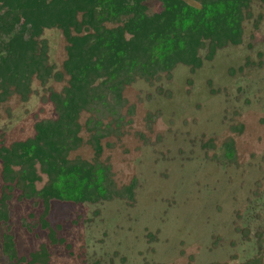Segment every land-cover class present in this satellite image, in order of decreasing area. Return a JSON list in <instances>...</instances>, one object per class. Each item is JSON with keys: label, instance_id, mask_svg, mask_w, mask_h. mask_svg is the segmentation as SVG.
Instances as JSON below:
<instances>
[{"label": "trees", "instance_id": "1", "mask_svg": "<svg viewBox=\"0 0 264 264\" xmlns=\"http://www.w3.org/2000/svg\"><path fill=\"white\" fill-rule=\"evenodd\" d=\"M149 1L0 0V108L12 97L26 102L37 80L41 102L50 103L54 111V116L34 122L32 136L9 144L0 139V252L7 264H53V247H71L62 226L49 220L55 202H135L136 181L118 183L110 157H103L105 149L121 143L133 122L136 105L124 90L137 80L153 86L170 79L179 64L194 73L219 49L244 43V23L254 17L253 4H264L157 0L159 7L150 10ZM262 19L259 13L252 21L249 45L261 37ZM50 28L61 30L65 41L60 65L49 61L43 32ZM155 91L170 96L160 85ZM159 116V110L146 112L149 133ZM243 129L235 121L219 146L212 138L202 140V146L212 150L211 159L218 164L236 163L235 137ZM134 134L150 142L145 132ZM161 138L157 133L156 139ZM80 149L91 150L92 156L73 155ZM15 203L31 206L20 217V226L47 237L27 254L17 247ZM259 227L254 233L258 250L245 264H264V224Z\"/></svg>", "mask_w": 264, "mask_h": 264}, {"label": "rangeland", "instance_id": "2", "mask_svg": "<svg viewBox=\"0 0 264 264\" xmlns=\"http://www.w3.org/2000/svg\"><path fill=\"white\" fill-rule=\"evenodd\" d=\"M149 5L150 10L159 7L157 0ZM252 13L244 23V43L219 49L194 73L179 64L170 79L153 86L137 80L126 87L124 96L136 105L133 122L103 157H110L118 183L136 181L135 202L52 204L49 220L62 226L71 246L53 247V264H245L255 255L254 233L264 224V4H253ZM259 13L261 37L249 45ZM43 37L50 63L60 65L65 58L61 30L45 29ZM158 85L170 96L158 94ZM32 87L26 102L12 97L0 108V139L6 144L32 136L36 120L54 116L53 106L39 98L37 80ZM157 110L160 116L149 133L145 114ZM235 121L244 126L235 137L237 162L218 164L202 140L212 138L219 146ZM135 131L145 132L150 142ZM75 154L90 158L92 151ZM13 206L18 251L27 254L47 237L20 226L29 203ZM4 259L0 252V264H7Z\"/></svg>", "mask_w": 264, "mask_h": 264}]
</instances>
